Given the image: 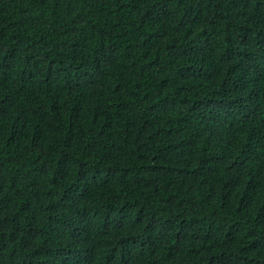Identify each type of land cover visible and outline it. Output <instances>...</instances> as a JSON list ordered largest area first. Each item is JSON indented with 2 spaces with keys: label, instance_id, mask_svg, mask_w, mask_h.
I'll return each instance as SVG.
<instances>
[{
  "label": "trees",
  "instance_id": "trees-1",
  "mask_svg": "<svg viewBox=\"0 0 264 264\" xmlns=\"http://www.w3.org/2000/svg\"><path fill=\"white\" fill-rule=\"evenodd\" d=\"M0 264H264V0H0Z\"/></svg>",
  "mask_w": 264,
  "mask_h": 264
}]
</instances>
